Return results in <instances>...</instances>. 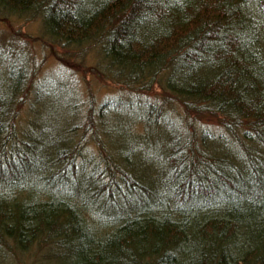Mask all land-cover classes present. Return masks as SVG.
I'll return each mask as SVG.
<instances>
[{"label": "trees", "instance_id": "trees-1", "mask_svg": "<svg viewBox=\"0 0 264 264\" xmlns=\"http://www.w3.org/2000/svg\"><path fill=\"white\" fill-rule=\"evenodd\" d=\"M261 2L0 0L1 20L40 18L52 50L73 57L100 43L104 57L94 71L124 89L159 85L185 112L176 123L185 116L194 128L202 116L228 121L208 139L216 131L201 123L208 130L202 139L184 133L189 126H168L165 173L152 179L131 149L108 142L118 125L102 122L121 107L135 114L139 101L89 105L59 127L60 136L47 124L22 127L20 109L47 91L31 80L32 54L12 41L19 61L0 49L7 64L0 77V264L34 246L65 256L66 264H264ZM253 13L261 25H252ZM68 91L81 116L80 96ZM157 107L155 115L145 110L147 121L173 120ZM32 148L41 158L31 157Z\"/></svg>", "mask_w": 264, "mask_h": 264}, {"label": "rangeland", "instance_id": "rangeland-1", "mask_svg": "<svg viewBox=\"0 0 264 264\" xmlns=\"http://www.w3.org/2000/svg\"><path fill=\"white\" fill-rule=\"evenodd\" d=\"M42 23L41 19H35L29 22L15 21L11 20H1L0 19V48L2 53L10 52L11 55V42L14 41L18 50L23 51L28 54H32V60L28 61V66L31 67V80L44 83V89L47 94L44 95L42 103L34 104L31 102L30 106L27 104L20 109V121L21 126L31 128L37 125L47 124L51 129L55 130L56 134L60 136L59 127L65 124L72 123L78 119L82 118L86 113L89 105H100L105 99H113L118 97H128L137 101H144L145 99H151L153 101L163 98H169L167 92L159 86H154L150 91H138L124 89L126 86L110 80H106L104 77L99 76V74L94 71V63L100 59L101 54L99 51L94 52L89 46L84 47L86 51L78 52L73 57L62 52V48L50 46V43L44 40L42 37ZM14 49V47H12ZM5 56H0V77L6 71V59ZM67 62H66V61ZM70 68V71L66 67ZM97 74V75H96ZM68 80V85H70L71 91L76 92L81 99L77 101H82L84 113L81 116H76L74 102L75 100L70 96L68 91L69 87L66 86L65 82L60 80ZM32 92L36 91V88L30 87ZM171 99V98H170ZM173 100V99H172ZM174 102V103H173ZM164 101L162 105L166 112L174 115L172 117L174 120H179L184 113L183 108L175 100ZM145 106V104L141 103ZM127 112L122 111V107L117 112L115 119L111 118L112 125L117 124L120 129L121 139H114V136L120 138L117 133H113L108 137V142L112 141L113 147L121 148L126 146V148L133 147L135 151V156L140 162V167L143 168L146 164L145 170H143L144 175L149 174V176L157 177L159 174L165 173V158L156 159L158 151L162 154H166L165 147L168 146L167 135L163 131H156L153 125H147V118L144 114V110H139L134 114V118L129 117ZM136 115L141 118V120H134ZM76 116V117H75ZM29 117V122L25 120ZM25 122V123H24ZM181 125H186V116L183 121H178ZM197 122L198 127L207 126L211 129H218L219 121L216 118H211L209 116H202ZM138 126V129H135ZM191 127L193 124L190 125ZM20 128V127H19ZM112 138V139H111ZM160 139V140H159ZM97 141V140H95ZM122 144V145H120ZM138 145V147L134 145ZM138 167L139 170L141 169ZM22 255V256H21ZM26 254L17 252V256L12 253L6 255L4 258V264H66V257L57 254V256L50 255L42 259L41 254ZM21 256V257H19ZM37 258H40L38 261ZM42 261V262H41Z\"/></svg>", "mask_w": 264, "mask_h": 264}, {"label": "bare ground", "instance_id": "bare-ground-1", "mask_svg": "<svg viewBox=\"0 0 264 264\" xmlns=\"http://www.w3.org/2000/svg\"><path fill=\"white\" fill-rule=\"evenodd\" d=\"M259 1V3L261 2V0H258ZM262 3H264V0H263V2H261V4ZM234 5H236L235 6V9L234 10H236L239 6H240V2H236V4H234ZM262 7H264V4L262 5ZM240 8V7H239ZM238 8V9H239ZM231 12V11H230ZM264 14V13H263ZM262 18V17H261ZM262 20H263V22H264V18H262ZM251 21H252V25L253 26H259V25H261L262 23H261V20H259L258 21V18H257V16L253 13V16L251 17ZM43 27V26H42ZM258 28V27H257ZM221 38H224L223 36H220ZM88 46L89 47H91L92 49H93V51L94 52H96V51H99V53L101 54V58H103L104 56H103V53H101L102 52V47H101V45H100V43L99 44H96V43H93V42H90L89 44H88ZM5 56V55H4ZM20 55H14V56H12V55H10V56H7V59L8 60H11V61H14V60H16V61H19L20 60V58L21 57H19ZM4 58H6V56L4 57ZM66 69L68 70V71H70V68L67 66L66 67ZM66 86H68L69 88H70V85H68V84H66ZM2 88H3V86H1ZM71 89V88H70ZM72 90V89H71ZM264 92V88L263 89H261L260 90V93H263ZM244 94H247V93H243V92H241V93H239L238 94V96H237V99H242V97H243V95ZM43 96H39V98L38 99H36L35 100V102H33L34 104H39L40 105V103H42V101H43V98H42ZM165 101V98H163V100H161V99H158V100H156L155 99V101H153V100H151V99H148V98H146L145 99V102L144 101H139L140 103H143V104H145V106H143V105H140L139 103H138V108H137V111L139 110V112L141 111V110H144V113H145V110L147 111V113H150V114H154V110L155 109H157L158 107L157 106H159L160 104H162L163 102ZM28 105H29V101H28V103H27ZM43 104V103H42ZM243 106V104L240 106V107H242ZM107 107H109L108 105H107ZM117 110H109V112H105V115L107 116V117H105L103 120H102V122L104 121V120H111V118L112 119H115V116H116V114H117ZM126 114H128V116L129 117H132V119L134 118V114L133 113H126ZM155 115V114H154ZM182 115H185V112L182 114ZM171 117H174V115H172L171 114ZM153 118H152V116H151V122L150 121H147V125H153V127L156 129V131H158V132H160V131H163L164 132V134H166L167 135V137H170L171 138V135L168 133V126H174L175 128L176 127H178L177 129H180V128H182V127H187V126H189L186 130H185V132L184 133H191L194 137H197L198 139L200 138V139H202V137H203V135L205 134V132H208V130L207 131H205V130H203V129H200L199 127H198V125H197V122H196V124H195V127L196 128H194V127H190V125L191 124H186V125H181L179 122H177L176 123V121H174V119L173 120H171V119H169V120H160V119H156V121L155 120H152ZM138 121V120H141V118H139L137 115H136V118H135V120H134V123H135V121ZM195 121V120H194ZM194 121H193V124H194ZM227 123H228V121L226 122V121H220L219 122V126H218V131H224L225 130V128L223 127V126H226L227 125ZM135 129H138V126H135ZM211 131H216L215 129H212ZM211 131H209V132H211ZM217 133V131L215 132V133H212V135L211 136H204V139H208V137H213L214 136V134H216ZM5 135V134H4ZM210 140H211V138H209ZM9 145H10V143H8ZM98 145H100L101 146V148H104V147H102L103 146V144L99 141L98 142ZM32 146H34L33 144H32ZM32 146H29V147H32ZM134 146H136V147H138L139 148V146L138 145H134ZM126 147V146H125ZM122 148V147H121ZM131 149V151H132V155H133V157H136L135 156V151H134V148L133 147H129V148H125V151H122V152H127L128 150H130ZM38 150H39V152H40V149H39V145H38ZM31 151V157H33V158H35V159H37V158H41L40 157V155L38 154V152L36 151V150H34L33 148L30 150ZM122 156V155H121ZM121 156H118V157H120L122 160L124 159L123 157H121ZM167 158L165 155H163L162 153H160L159 151H158V154H157V157H156V159H161V158ZM23 163L24 165L27 163V162H25V161H21V160H17L15 163ZM11 163H14V162H12L11 161ZM16 166V165H15ZM72 173L74 174V172H70V175H72ZM73 178H74V180L75 179H80L79 178V176L78 175H76V174H74V176H73ZM80 180H82V179H80ZM27 189H30V187H26ZM52 247H55V249H60V247L59 246H57V245H54V246H52ZM20 253H23V255H26V254H34L35 256H37L36 254H41L42 253V255L45 253V254H48L47 253V251L46 250H42V249H39V247L38 246H34L32 249H30L29 251H26V252H20ZM17 256V255H16ZM22 256V255H21ZM21 256H19V257H21ZM46 255H43V257H42V259H44V257H45ZM48 258H49V256H47ZM38 259V261H40L39 259L40 258H37ZM42 262V261H41Z\"/></svg>", "mask_w": 264, "mask_h": 264}]
</instances>
